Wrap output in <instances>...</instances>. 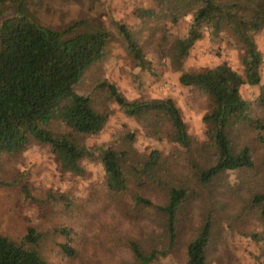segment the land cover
I'll return each instance as SVG.
<instances>
[{
	"label": "trees",
	"instance_id": "1",
	"mask_svg": "<svg viewBox=\"0 0 264 264\" xmlns=\"http://www.w3.org/2000/svg\"><path fill=\"white\" fill-rule=\"evenodd\" d=\"M30 1L0 0V162L4 154L20 153L36 142L50 149L62 170L84 176L82 162L93 155L86 137L104 130L112 105L146 124L154 137L181 148L172 160L158 151L139 160L130 147L105 149L100 159L106 190L124 200L125 212L130 216L135 211L151 212L163 221L164 249L158 245L145 248L138 239L128 240L135 264H152L167 256L177 241L191 181L202 186L223 183L231 173L255 171L257 161L264 158V86L255 102L241 94L243 86H258L262 80L263 55L253 33L264 28V0H153L158 9L134 10L139 19L174 24L192 15L187 36L173 40L168 57L181 71L180 83L205 94L212 103L204 116L208 130L203 143L189 134L172 98L129 100L104 76L96 79L91 92L80 94L78 88L85 78L106 59L112 32L85 21L63 30L43 25L29 7ZM205 27L214 35L223 30L233 35L244 50L242 74L227 62L200 72L183 69ZM117 28L129 53L144 66V47L125 24ZM123 136L128 145L135 139L128 130ZM225 187L234 193L240 189L230 184ZM146 191H152L158 202ZM245 191L254 213L264 221V188ZM212 224L207 213L187 243L185 264H208ZM43 238L34 228L20 240L0 234V264H50L41 251ZM63 248L68 255L74 253L67 245Z\"/></svg>",
	"mask_w": 264,
	"mask_h": 264
},
{
	"label": "rangeland",
	"instance_id": "2",
	"mask_svg": "<svg viewBox=\"0 0 264 264\" xmlns=\"http://www.w3.org/2000/svg\"><path fill=\"white\" fill-rule=\"evenodd\" d=\"M29 7L41 24L57 30L85 21L112 32L106 59L85 78L78 88L80 94L91 92L96 79L104 76L129 100L172 98L192 138L200 143L206 140L204 116L212 103L205 94L180 83L181 71L168 57L173 40L187 36L192 15L177 24L139 19L135 9L159 8L153 0H31ZM117 24H125L144 47V66L129 53ZM253 36L263 55L262 80L258 86L241 88L248 102H255L264 86V28ZM243 55L244 50L228 30L214 35L205 27L183 69L200 72L227 62L242 74ZM126 130L135 137L129 145L124 141ZM86 142L93 155L82 162L84 176L62 170L50 149L36 142L20 153L2 156L0 234L20 240L34 228L44 236L41 251L50 264H135L129 239L140 240L145 248L158 245L164 249L163 221L151 212L135 211L130 216L123 210L124 200L106 190L100 154L108 148L130 147L139 160L152 151L172 160L181 148L154 137L146 124L127 117L117 105L111 106L104 130L86 137ZM263 171L264 158H260L255 171L231 173L223 183L202 186L191 181V196L180 213L177 241L167 256L152 264H185L187 243L198 233L207 213L213 220L208 264H264V221L254 213L245 191L264 188ZM226 184L240 187L238 193L230 192ZM145 193L158 202L152 191ZM63 245L74 253L68 255Z\"/></svg>",
	"mask_w": 264,
	"mask_h": 264
}]
</instances>
